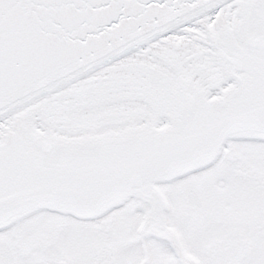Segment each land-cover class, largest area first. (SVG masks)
Returning a JSON list of instances; mask_svg holds the SVG:
<instances>
[{
	"label": "snow or ice",
	"instance_id": "1",
	"mask_svg": "<svg viewBox=\"0 0 264 264\" xmlns=\"http://www.w3.org/2000/svg\"><path fill=\"white\" fill-rule=\"evenodd\" d=\"M0 264H264V0H0Z\"/></svg>",
	"mask_w": 264,
	"mask_h": 264
}]
</instances>
